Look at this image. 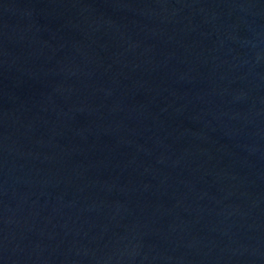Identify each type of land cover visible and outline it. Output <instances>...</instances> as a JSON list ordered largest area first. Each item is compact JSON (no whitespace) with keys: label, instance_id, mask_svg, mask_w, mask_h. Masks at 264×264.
<instances>
[{"label":"water","instance_id":"water-1","mask_svg":"<svg viewBox=\"0 0 264 264\" xmlns=\"http://www.w3.org/2000/svg\"><path fill=\"white\" fill-rule=\"evenodd\" d=\"M0 264H264V0H0Z\"/></svg>","mask_w":264,"mask_h":264}]
</instances>
